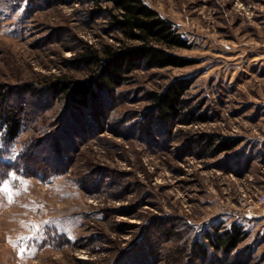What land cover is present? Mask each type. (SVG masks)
<instances>
[{
  "label": "rangeland",
  "instance_id": "obj_1",
  "mask_svg": "<svg viewBox=\"0 0 264 264\" xmlns=\"http://www.w3.org/2000/svg\"><path fill=\"white\" fill-rule=\"evenodd\" d=\"M143 1L181 65L137 63L79 104L53 84L131 44L107 5L0 0L1 102L21 120L13 141L0 127V264H264V0ZM176 83L161 117L150 94ZM233 226L235 249L210 246Z\"/></svg>",
  "mask_w": 264,
  "mask_h": 264
},
{
  "label": "trees",
  "instance_id": "obj_2",
  "mask_svg": "<svg viewBox=\"0 0 264 264\" xmlns=\"http://www.w3.org/2000/svg\"><path fill=\"white\" fill-rule=\"evenodd\" d=\"M90 3L96 7L95 10L107 5L104 10L108 14L110 25L122 35L123 40L131 44L122 41L117 48L104 46L100 52L88 51L82 56V60L91 67L93 78L75 84L57 81L53 84L57 93L68 97L73 103L83 104L92 93V85L112 89L126 79L124 75L134 70L137 63L146 68L181 65L180 59L168 52V49L187 48L186 41L174 32L168 20L158 16L143 0H90ZM183 91L180 83H176L169 85L162 94H150L158 115L165 117L176 111L183 103ZM1 101L0 94V127L3 128L5 138L13 141L19 135L21 120L16 118L12 110L4 109ZM211 143L209 140L208 144ZM206 237L212 248L225 250L235 249L245 239L241 229L234 226L225 233L216 230Z\"/></svg>",
  "mask_w": 264,
  "mask_h": 264
},
{
  "label": "built area",
  "instance_id": "obj_3",
  "mask_svg": "<svg viewBox=\"0 0 264 264\" xmlns=\"http://www.w3.org/2000/svg\"><path fill=\"white\" fill-rule=\"evenodd\" d=\"M259 206L262 208V210L264 211V196L261 197V200H259ZM252 213L249 211L246 215L248 218H251ZM249 215V216H248Z\"/></svg>",
  "mask_w": 264,
  "mask_h": 264
}]
</instances>
